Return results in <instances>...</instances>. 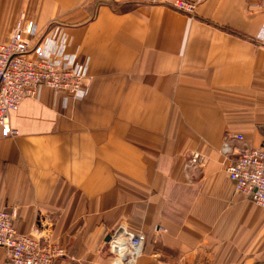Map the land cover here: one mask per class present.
<instances>
[{
  "label": "crops",
  "instance_id": "1",
  "mask_svg": "<svg viewBox=\"0 0 264 264\" xmlns=\"http://www.w3.org/2000/svg\"><path fill=\"white\" fill-rule=\"evenodd\" d=\"M22 15L65 39L88 85L82 99L43 88L0 133L16 230L63 245L58 264H112L122 226L146 235L138 264H264V208L235 192L238 154L223 152L227 136L264 146V3L204 0L192 17L149 0H0V43ZM193 154L204 167L187 171Z\"/></svg>",
  "mask_w": 264,
  "mask_h": 264
},
{
  "label": "built area",
  "instance_id": "2",
  "mask_svg": "<svg viewBox=\"0 0 264 264\" xmlns=\"http://www.w3.org/2000/svg\"><path fill=\"white\" fill-rule=\"evenodd\" d=\"M149 1L193 17L204 0ZM51 29L37 38L35 25L22 15L8 42L0 43L2 137L17 134L10 125V114L19 109L23 100L37 98L43 88L75 99H82L85 95L88 78L84 69L78 65L75 56L67 53L65 39L55 41ZM262 43L264 45V41ZM233 141L237 144L233 145ZM243 142L242 135L225 138L224 154H238L236 161L228 164L225 171L236 193L264 208V146L250 148ZM202 162L199 154H193L185 169L202 167ZM13 221L12 213L0 210V247L6 251L5 264H58L68 256L67 249L58 242L20 234ZM146 241L144 233L134 234L126 226L119 227L110 241L114 257L112 264H138L144 255Z\"/></svg>",
  "mask_w": 264,
  "mask_h": 264
},
{
  "label": "rangeland",
  "instance_id": "3",
  "mask_svg": "<svg viewBox=\"0 0 264 264\" xmlns=\"http://www.w3.org/2000/svg\"><path fill=\"white\" fill-rule=\"evenodd\" d=\"M204 167V166H203Z\"/></svg>",
  "mask_w": 264,
  "mask_h": 264
}]
</instances>
